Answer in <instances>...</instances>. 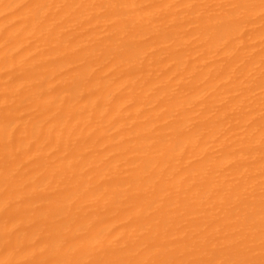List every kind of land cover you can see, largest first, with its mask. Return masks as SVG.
I'll return each instance as SVG.
<instances>
[{
	"label": "bare ground",
	"instance_id": "6f19581e",
	"mask_svg": "<svg viewBox=\"0 0 264 264\" xmlns=\"http://www.w3.org/2000/svg\"><path fill=\"white\" fill-rule=\"evenodd\" d=\"M0 264H264V0H0Z\"/></svg>",
	"mask_w": 264,
	"mask_h": 264
}]
</instances>
